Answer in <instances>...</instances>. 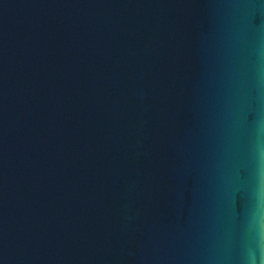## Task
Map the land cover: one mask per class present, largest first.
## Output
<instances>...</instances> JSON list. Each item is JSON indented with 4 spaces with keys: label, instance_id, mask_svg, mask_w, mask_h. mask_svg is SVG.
I'll return each mask as SVG.
<instances>
[{
    "label": "water",
    "instance_id": "1",
    "mask_svg": "<svg viewBox=\"0 0 264 264\" xmlns=\"http://www.w3.org/2000/svg\"><path fill=\"white\" fill-rule=\"evenodd\" d=\"M0 264H264V0H0Z\"/></svg>",
    "mask_w": 264,
    "mask_h": 264
}]
</instances>
